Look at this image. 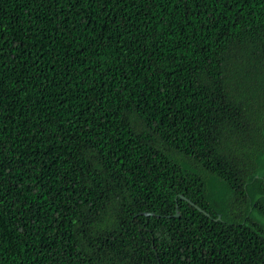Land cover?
I'll list each match as a JSON object with an SVG mask.
<instances>
[{
	"label": "trees",
	"instance_id": "16d2710c",
	"mask_svg": "<svg viewBox=\"0 0 264 264\" xmlns=\"http://www.w3.org/2000/svg\"><path fill=\"white\" fill-rule=\"evenodd\" d=\"M0 264H264V0H0Z\"/></svg>",
	"mask_w": 264,
	"mask_h": 264
},
{
	"label": "water",
	"instance_id": "95a60500",
	"mask_svg": "<svg viewBox=\"0 0 264 264\" xmlns=\"http://www.w3.org/2000/svg\"><path fill=\"white\" fill-rule=\"evenodd\" d=\"M182 199H184V200L190 202L189 200H187V199L184 198V197H182ZM190 203H191V202H190ZM191 204H192V206H195L193 203H191ZM197 209H198L200 212L205 213V212H203L200 208L197 207ZM205 214L208 215L207 213H205ZM151 215H153V214H145V216H151ZM176 217H180V214L177 213V214H176Z\"/></svg>",
	"mask_w": 264,
	"mask_h": 264
}]
</instances>
